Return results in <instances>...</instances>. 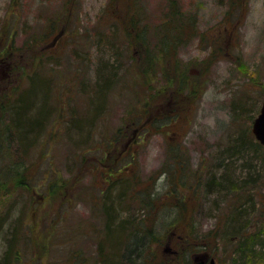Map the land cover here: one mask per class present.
Here are the masks:
<instances>
[{"label": "rangeland", "instance_id": "1", "mask_svg": "<svg viewBox=\"0 0 264 264\" xmlns=\"http://www.w3.org/2000/svg\"><path fill=\"white\" fill-rule=\"evenodd\" d=\"M138 1L130 37V0H0V118L47 90L39 132H6L32 186L0 191V261L21 220L18 264H264V146L250 172L235 152L264 101V0H174L165 26L173 0Z\"/></svg>", "mask_w": 264, "mask_h": 264}, {"label": "trees", "instance_id": "2", "mask_svg": "<svg viewBox=\"0 0 264 264\" xmlns=\"http://www.w3.org/2000/svg\"><path fill=\"white\" fill-rule=\"evenodd\" d=\"M131 4L130 7L132 8L130 10V15L129 18L127 20V22H124L125 24V31L126 34L128 36L131 37V35H133L136 31V28L139 27L138 21H139V7L141 6V4L139 3L138 0H130ZM178 6V8L175 7ZM177 12H182L179 8V5H177L175 3V1L173 0L169 9V12L166 14L165 20L161 22L162 26H165V24H167L168 20L171 19V14H173V17L176 18L177 17ZM182 15V14H181ZM183 16V15H182ZM184 18V17H183ZM185 20V18H184ZM237 20V19H236ZM186 22V21H185ZM193 23L191 22V19H188V21L185 24V27L182 29L184 30L188 25H192ZM52 25H54V23L50 24V27H52ZM14 33V32H13ZM34 40V39H33ZM162 50L164 49L161 45H158ZM8 48V46L6 47ZM154 59V57H153ZM147 64L150 66V68H154V65L156 62L154 61H150L146 59ZM103 68V67H102ZM104 72H106V69H102ZM110 73V72H109ZM36 87L35 89H33V91L27 95V97L21 99V90L14 89L12 92V96L14 97V106L16 108V110H12L11 111V115L13 113V117H11L10 115V119H5L4 121L2 120V118H0V146H6L9 149H3V151H0V161L3 163L2 165H0V191H2L3 189L7 188L8 186L11 185V187H17L19 188H23L24 185L27 184V186H32V183L29 181L28 177L26 174H20L21 172L19 169L21 166L25 165V163L27 162V154H20L18 151H16L18 153V156H16L15 151L11 148V145L13 144V141L16 142V140L18 141V138L15 139L12 135V139L11 141H8L9 143L6 144V142H4V140H6V132L8 129L12 130L13 129V120H16V126L19 129L20 132V137L19 140L24 143L27 140V137H32L33 135H35V133H38L41 126L40 124H42V120L44 119V114H45V101L47 98V90H46V85L35 82ZM34 84V85H35ZM45 86L44 89H42ZM26 99V100H25ZM3 99L2 97H0V111L1 108H5V111L3 112L6 113L7 109H6V104L3 103ZM5 105V106H2ZM11 105H8L7 107H10ZM14 118V119H13ZM7 122V123H6ZM84 126H80L79 127V131L82 130L81 128ZM86 128V127H85ZM246 133V132H245ZM251 134V132H250ZM26 135H30L27 136ZM10 137V136H9ZM39 137V136H38ZM242 139L244 141H242L241 139H237L236 141V155L239 156L240 158H244L246 160V162L244 163V165L242 164V166L244 168H246L247 170H255L256 168V164L255 162H258V159H260V155L258 154V152H256L255 147H260L263 146L261 143L257 142L255 140V136L253 135V132L251 134V137L249 136V134H244V137H242ZM39 143L38 140H35V143L31 146V147H35V145ZM30 147V148H31ZM10 152V158H12V156H16V159L13 160V162L11 161V159H9V162L11 161L12 163H9L7 161L4 160L5 157L7 156V151ZM29 153V152H28ZM234 153V152H233ZM259 157V158H258ZM254 162V163H253ZM235 163V162H234ZM234 163L232 165V167L234 168V170H237L236 167L234 166ZM256 166H255V165ZM3 170V171H2ZM11 176L7 177V176ZM5 177L6 179H1L2 177ZM6 180V181H5ZM6 218L1 217L0 218V222H4ZM21 222V220H18L17 223ZM15 223L12 225V228L10 229V231L8 232L7 236H6V243H7V247H6V251L4 253V257L3 259L0 261V264H18L19 263V257L21 256L20 251H18V240L19 237L21 236L22 232L21 230L18 231V224ZM3 224V223H2ZM236 224L233 225V227H235ZM119 227H122L121 225H119ZM232 227V228H233ZM117 228V227H115ZM124 229V227H123ZM14 230V231H13ZM19 232V233H18ZM133 232H136L135 230ZM144 234V233H143ZM146 235H149V233H146ZM144 236V235H142ZM149 237H151L152 239V235L150 234ZM24 244L27 245L28 241L27 239H24ZM124 241H121L120 244V248H123L126 246V248H128L127 244L123 243ZM123 244V245H122ZM141 243L139 242H135L133 249L135 248L136 250L139 248L141 249V247H139ZM17 245V246H16ZM142 245V244H141ZM206 249V245L203 244L201 245ZM26 247V246H25ZM133 251V250H132ZM140 254H144V250H139ZM131 254V253H130ZM129 251L128 249L122 254L120 253L118 256V259H123V257H127V260L131 259V256L133 258V255L131 254V256L129 257ZM155 256V257H154ZM125 259V258H124ZM152 261L154 262V264H168L166 263V260L161 258L159 259L156 256V253L152 255ZM11 261H13V263H11ZM131 264H140V262L138 261H133Z\"/></svg>", "mask_w": 264, "mask_h": 264}, {"label": "water", "instance_id": "3", "mask_svg": "<svg viewBox=\"0 0 264 264\" xmlns=\"http://www.w3.org/2000/svg\"><path fill=\"white\" fill-rule=\"evenodd\" d=\"M261 109L259 116L255 119L253 131L257 139L264 143V102Z\"/></svg>", "mask_w": 264, "mask_h": 264}, {"label": "bare ground", "instance_id": "4", "mask_svg": "<svg viewBox=\"0 0 264 264\" xmlns=\"http://www.w3.org/2000/svg\"><path fill=\"white\" fill-rule=\"evenodd\" d=\"M6 153H7V156L10 158V152L7 151ZM230 183H231V182H230ZM216 184L219 186V181H217ZM238 217L240 218V215H239V214H238ZM238 217L235 218V220H234V222H236V224H239V222L237 221ZM241 226H242V224H241V225L239 224V227H238L237 229H234L233 231H237V230L239 231V230L241 229ZM234 228H235V227H234ZM13 231H14V230H13ZM231 231H232V230H231ZM135 237H136V233L133 232V233L131 234V236H130V239H129V240L127 241V243H126L128 247H130L129 243H130L132 240H134ZM141 237H143V236L141 235ZM136 238H137V237H136ZM136 238H135V239H136ZM257 241H259V243L262 242V243L264 244V241L261 240V238L258 239ZM143 242H144V241H142L141 244H142ZM243 242H244V241H243ZM262 243H261V244H262ZM141 244L139 245V247H141ZM263 244H262V245H263ZM245 263H246V262H245ZM245 263H243V264H245Z\"/></svg>", "mask_w": 264, "mask_h": 264}, {"label": "flooded vegetation", "instance_id": "5", "mask_svg": "<svg viewBox=\"0 0 264 264\" xmlns=\"http://www.w3.org/2000/svg\"><path fill=\"white\" fill-rule=\"evenodd\" d=\"M199 257H203L202 260L197 261L196 264H216V258L215 257H210L208 254H204L202 256Z\"/></svg>", "mask_w": 264, "mask_h": 264}]
</instances>
